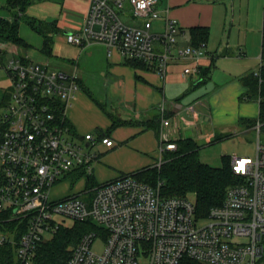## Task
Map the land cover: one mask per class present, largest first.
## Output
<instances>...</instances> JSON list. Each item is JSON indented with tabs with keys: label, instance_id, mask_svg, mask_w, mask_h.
I'll list each match as a JSON object with an SVG mask.
<instances>
[{
	"label": "built area",
	"instance_id": "1",
	"mask_svg": "<svg viewBox=\"0 0 264 264\" xmlns=\"http://www.w3.org/2000/svg\"><path fill=\"white\" fill-rule=\"evenodd\" d=\"M158 4L89 0L81 27L67 40L79 48L103 45L109 56L117 52L125 60L143 62L164 78L178 26L168 20L164 32H152L161 18ZM205 48V43L191 46L180 55L197 58ZM0 72L10 81L0 103V217L16 223L0 244L14 245L17 264H37L39 247L69 228L66 221L93 226L71 249L67 264H264L263 145L258 143L254 159L231 158L240 182L206 216L198 214L193 197H164L161 184L153 187L133 176L55 198L54 188L64 177L89 180L98 157L86 152L97 139L86 135L89 145L82 146L70 138L65 124L66 110L80 91L78 74L19 57L5 60L1 48ZM200 74L198 67L184 70L185 76ZM58 104L64 106L61 121ZM262 126L258 122L257 129ZM99 142L115 147L109 137ZM175 149L169 143L162 151ZM199 219L209 223L199 227ZM96 245H102L100 252Z\"/></svg>",
	"mask_w": 264,
	"mask_h": 264
},
{
	"label": "crops",
	"instance_id": "2",
	"mask_svg": "<svg viewBox=\"0 0 264 264\" xmlns=\"http://www.w3.org/2000/svg\"><path fill=\"white\" fill-rule=\"evenodd\" d=\"M5 6V1L0 0V20L11 21L12 14ZM88 7L89 0H33L27 8L25 17L55 22L60 29L53 39L51 59L41 52L43 38L25 22L20 23L19 36L28 48L0 39L5 60L19 57L65 73L77 69L80 91L66 110L69 136L84 142L86 135H93L98 143L91 149L99 156L93 163L92 181L83 179L69 191L159 166L169 151L162 148L169 143L193 140L205 146L242 133V122L259 117V103L247 97L249 88L244 78L257 75L262 65L264 0H159L161 18L153 23L152 32H164L168 20L178 26L164 78L150 69L126 65L117 52L109 56L103 45L79 48L69 44L68 34L79 30ZM127 21L133 23L131 18ZM195 29L205 31L203 40L202 35H198L200 41L195 40ZM202 43L206 48L197 58L180 55L181 51ZM103 56L106 65L99 76L104 78L106 87L95 95L96 78L91 70ZM53 61L59 63V70L53 68ZM196 67L200 76L184 75L185 69ZM203 72L207 73L206 78L202 77ZM0 86H10L3 72ZM3 90L0 88V103ZM117 121L127 124L115 127ZM104 137L111 138L115 147L102 145L99 141ZM58 196L64 197L59 193Z\"/></svg>",
	"mask_w": 264,
	"mask_h": 264
},
{
	"label": "trees",
	"instance_id": "3",
	"mask_svg": "<svg viewBox=\"0 0 264 264\" xmlns=\"http://www.w3.org/2000/svg\"><path fill=\"white\" fill-rule=\"evenodd\" d=\"M4 1L5 7L12 14V20H0V39H4L18 47L28 48L29 46L19 36L20 23L21 21L25 22L43 38L44 45L41 52L45 57L51 59L53 39L60 33L57 24L25 17L24 13L33 0ZM203 33L205 31L201 29L192 31V35L198 41L201 40L198 35H202L203 40ZM195 45L199 46L200 44ZM23 60L26 62V59ZM261 63L259 73L245 77L244 84L249 88L247 97L259 103L258 122L264 124V26ZM125 64L135 69L149 70V67L140 61L126 60ZM202 77L206 78L207 73L203 72ZM56 110L58 119L60 121L64 120V106L58 104ZM65 124L68 126L66 119ZM125 124L127 123L117 121L115 127ZM174 143L176 149L165 152L163 161L159 166L145 168L131 176L153 187L161 184L160 190L164 197H193L198 214L206 216L211 208L223 203L227 190L240 182V179L231 171V158L223 157L222 166L214 168L201 161V145L197 142L179 140ZM89 181H92L91 177H89ZM15 226L16 223H7L4 218L0 217L1 234L12 231ZM92 229L91 224L82 225L78 223L74 227L62 228L51 242L39 247L36 257L37 264H67L71 249L77 245L83 234ZM0 264H17L15 247L8 241L0 244ZM187 264L198 263L188 262Z\"/></svg>",
	"mask_w": 264,
	"mask_h": 264
},
{
	"label": "rangeland",
	"instance_id": "4",
	"mask_svg": "<svg viewBox=\"0 0 264 264\" xmlns=\"http://www.w3.org/2000/svg\"><path fill=\"white\" fill-rule=\"evenodd\" d=\"M101 51H104L101 49ZM24 53L22 50L19 52V55L22 56ZM111 61V60H110ZM55 62V66H53L54 69L59 70V63L57 61ZM105 57L101 58L99 60V63L91 70L92 77L94 79L96 78V85L94 86V93L95 95H99L101 90L104 89L106 86H103L104 78H101L99 76L100 69L105 68ZM100 67V68H98ZM77 72V69H73ZM7 86H0V88H6ZM205 87H202V90H204ZM101 89V90H100ZM98 97V96H97ZM118 114V113H117ZM114 115L115 118H119L118 115ZM250 122H242L240 125V131L242 133L233 135L229 138H224L221 141L213 142L210 144H207L205 146H201L200 150V159L203 163L218 168L222 166V159L223 157L232 158L234 156L242 157V158H248V159H254L257 155V146L258 143L264 146V124H262V129L259 131L257 129L258 126V118H253L252 120H249ZM254 125L253 128L248 131V127L251 125ZM75 141V140H74ZM76 143L85 146V143L83 141L76 140ZM165 148V147H164ZM86 152L91 154H96L95 149H86ZM98 155V154H96ZM99 156V155H98ZM81 177L78 175H68L61 179L60 183L57 184L54 188V197L58 198V193L61 196H64L66 192L71 193L72 190L76 187L77 184H79V181ZM80 179V180H79ZM86 181V179H85ZM62 183V187L59 186ZM85 183V182H84ZM83 184V183H82ZM209 223L206 219H199L197 221V225L199 227L205 226ZM66 224L70 227H74L75 223L72 221H66ZM2 234L0 233V237ZM102 245H96L95 250L101 251Z\"/></svg>",
	"mask_w": 264,
	"mask_h": 264
},
{
	"label": "water",
	"instance_id": "5",
	"mask_svg": "<svg viewBox=\"0 0 264 264\" xmlns=\"http://www.w3.org/2000/svg\"><path fill=\"white\" fill-rule=\"evenodd\" d=\"M86 146H88V145H86Z\"/></svg>",
	"mask_w": 264,
	"mask_h": 264
}]
</instances>
